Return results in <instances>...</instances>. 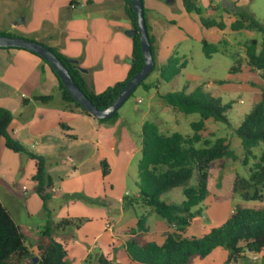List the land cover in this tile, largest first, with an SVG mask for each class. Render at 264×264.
I'll use <instances>...</instances> for the list:
<instances>
[{
  "label": "crops",
  "instance_id": "obj_1",
  "mask_svg": "<svg viewBox=\"0 0 264 264\" xmlns=\"http://www.w3.org/2000/svg\"><path fill=\"white\" fill-rule=\"evenodd\" d=\"M105 1H101L100 7L104 6ZM142 1L158 75L159 67L184 39V34L176 31L178 26L173 18L167 16L164 7H177L178 20L194 28L203 27L199 21L197 25L189 19L190 12L184 9L181 0ZM87 2L93 5L92 0ZM109 3V7H114L125 16L122 0H111ZM68 4L70 9H74L72 6L76 2L68 0ZM228 4L237 6L239 0H229ZM209 7L213 11L215 4L209 3ZM59 10L58 16L49 20L50 27L28 28L25 18L19 16L15 21H0V31L21 37L36 34V41L56 48L69 59L77 60L78 67L85 69V72H81L84 80L95 92L124 80L131 63V52H127L124 46L117 47L110 57L113 67H108L101 75L104 79L97 78L96 69L102 67L100 72L105 70L103 56L99 61L95 55H91L90 45H86L83 52L80 51L79 37L73 35V24H69L70 21L60 22L66 18L67 11ZM131 27L129 22L128 26L121 28L130 40L125 30ZM246 69L250 74L257 73L248 67ZM37 95H51V100H34L33 97ZM0 107L12 114L9 134L27 150L45 157V174L50 184L44 209L36 191V181L32 178L36 170L34 160L25 153L8 149L4 138L0 137V202L19 226L32 256L39 258L41 250L49 244V237L43 234L47 219L52 223L61 219L81 220L77 226H66L50 233L52 239L65 245L67 264H73L77 258L79 262L76 264H99V257L105 258L109 264H140L131 261L125 251L126 241L138 234L131 235L138 214L146 215V231L140 234L144 239L141 243L146 240L161 243L166 232L172 231L164 219L154 217L148 208L144 207L143 212L138 213L141 206L123 202L124 196H134L137 192L132 163L138 157V165L141 157L142 122L139 124L140 135L136 139L132 131L123 125L124 117L120 115L99 122L79 108L65 104L50 68L36 55L18 48L0 47ZM103 166L107 168L105 175L102 173ZM212 167L208 173V196L201 204L204 209L200 206L201 213L194 217L182 236L203 235L229 217L236 205L244 203L237 200L232 206L235 195L228 191L215 195L210 191ZM246 204L257 206L264 204V199ZM33 218L38 219L37 224L31 223ZM106 223H110V229L105 228ZM228 254L227 249L216 247L205 257H193L188 264H226ZM236 264H264V254L254 258L252 253L245 252Z\"/></svg>",
  "mask_w": 264,
  "mask_h": 264
},
{
  "label": "trees",
  "instance_id": "obj_2",
  "mask_svg": "<svg viewBox=\"0 0 264 264\" xmlns=\"http://www.w3.org/2000/svg\"><path fill=\"white\" fill-rule=\"evenodd\" d=\"M122 1L124 3V14L130 25L135 28L136 15L130 6V0ZM181 2L187 12H195L198 15V21L203 28H224L225 24L222 20L216 21L215 19L201 17L200 11L193 0H181ZM221 9L237 16L230 24L232 30H256L262 34L260 43L253 38L244 45L246 66L250 71L258 72L263 83L260 87V99L253 104L251 110L244 115L234 130L236 136L240 139L243 151L242 163L247 164L249 157L253 159L251 166L247 169V177L236 176L231 184L232 191L244 203L236 205L229 217L220 224L211 227L203 235L199 237L181 235L194 217L201 213L199 205L208 195L209 169L223 158L237 160L239 157L230 149V144L225 137H217L211 143L209 139L202 135V131L206 129L205 120L207 119L228 124L225 112L229 109V104H221L219 98L203 93L201 87H196L188 94L183 90L160 94V98L167 105L185 114L197 113L200 119L190 123L193 131L192 135H182L177 131L162 134L155 122L145 121L142 123L141 157L137 165V192L134 196H124L123 202L148 208L149 211L164 219L172 228V231L166 232L161 243L154 240H146L141 243L138 237L146 231V215L138 214L136 226L131 229V235L138 234L137 236H131L125 245L126 254L131 261L140 264H188L193 257H205L214 248L222 247L227 249L229 253L226 264H236L238 258L245 252L252 254L264 252V204L257 206L246 204L247 202H262L264 199V150L259 156L252 153L254 147L259 143H264V23L257 20L251 13L239 11L234 4L231 10L224 6ZM0 34L17 36L6 31H0ZM149 40L153 54V41L150 36ZM131 42V63L126 78L108 86L101 92L92 90L84 80L79 67L70 62L69 58L54 47H47L63 62L76 85L91 102L99 109H103L111 104L128 79L143 64L137 33L131 37ZM24 50L39 57L50 68L58 82L61 99L65 104L73 105L92 116L72 98L45 60L30 50ZM202 51L206 57H210L211 54L218 51V47L204 38L202 39ZM178 63L177 57L170 56L159 67L156 84L170 82L182 67V64L179 66ZM239 69L238 64L233 66L231 71L238 72ZM144 80L140 83L144 88L148 89L156 86L155 83H145ZM33 99L48 102L51 100V95H37ZM116 115L117 111L107 119L97 120L103 122ZM11 118V112L0 107V137L4 138L5 146L8 149L25 153L34 160L36 170L32 178L36 181V191L41 197L45 209L46 192L50 184L45 174V157L27 150L9 134L8 126ZM200 142L202 146L196 147V144ZM102 173L103 175L107 173V168L104 166ZM191 178L194 179L195 184L194 186H187ZM177 186L184 187V200L181 203L174 205L159 201L158 197L161 194ZM80 221L79 219L73 221L61 219L56 223H52L50 219L46 220L43 234L48 236L50 241L41 250L38 258L39 264H67L65 245L52 239L50 233L66 226H77ZM31 257L32 254L25 244L19 226L0 202V264H31ZM98 262L99 264H109L103 257H99Z\"/></svg>",
  "mask_w": 264,
  "mask_h": 264
},
{
  "label": "rangeland",
  "instance_id": "obj_3",
  "mask_svg": "<svg viewBox=\"0 0 264 264\" xmlns=\"http://www.w3.org/2000/svg\"><path fill=\"white\" fill-rule=\"evenodd\" d=\"M74 1L76 4H73L72 7L75 8L70 9L68 0H0V21L2 23L11 22L22 16L26 20V27L36 28L41 26V29H43L50 25L49 20H54L58 16L60 8L66 13L69 7L65 15L66 18L61 19L60 22L63 24L64 21H70L69 24H73V35L79 37L77 41H79L78 47L81 52H83L86 45H90L92 47L91 55H95L94 57L99 61L103 56L105 70L100 72L102 67L96 69L98 70L96 71L97 78H101L108 67H113L110 57L117 47L122 48L124 46L127 52H131V40L121 31V28L128 26L129 22L121 11L109 7L111 0H106L103 7H100L102 0H99V3L98 0H92L91 4L93 5L91 6L87 0ZM228 1L194 0L200 11V16L216 21L222 20L225 24L223 29L217 27L204 29L200 26L194 28L178 20L177 7H164L167 16L175 20L178 26V28H175L176 31L184 34V39L170 53V56L178 58V65L182 64V67L170 82H160L158 84H156L157 74L154 68L144 82L155 83L156 86L148 89L142 85L137 86L117 110V115L124 117L123 125L127 127L126 129L132 131L136 139L140 135L139 124L145 121L155 122L162 134L177 131L182 135H192L193 131L190 123L198 121L200 119L199 114L180 112L167 105L160 98V94L177 90H183L188 94L196 87H201L203 93L219 98L221 104H229L230 107L225 112L228 124L207 119L205 120L206 129L202 131V135L209 139L211 143L217 137H225L230 144V149L239 157L237 160L223 158L217 161L210 170L209 175L210 191L215 195L217 192L223 191L232 193L236 196L231 201V205L234 206L237 200L242 199L232 191L231 184L236 176L247 177V169L253 162L252 157H249L247 164L242 163L243 151L240 139L236 136L234 130L244 115L251 110L253 104L260 99V87L263 84L258 72L250 74L246 69L244 45L253 38L260 43L262 34L256 30H232L230 24L237 16L231 12L225 14L221 9L223 3H228ZM209 3L215 4L213 11L209 10ZM237 9L253 14L257 20L264 23V0H239ZM189 19L199 25L198 15L195 12H190ZM24 38L38 40L36 34ZM204 38L218 47V51L211 54L210 57H206L202 51V39ZM238 64L239 71L232 72L231 68ZM245 80H247L246 83ZM239 84L244 86H238ZM135 106H137V109ZM210 133L213 134L209 135ZM201 146V142L196 144V147ZM263 150L264 143H259L252 149V153L259 156ZM136 160H138V157L132 163L135 181H137ZM194 184V179L191 178L187 186H194ZM183 188V186L171 188L161 194L158 199L177 205L184 200ZM201 204L199 207L203 206ZM143 209L144 207L141 206L138 213H142ZM153 215L158 217L156 214ZM31 223L37 224L38 219L33 218ZM138 239L143 241V235H140ZM78 260L79 258L74 259L73 264L78 263Z\"/></svg>",
  "mask_w": 264,
  "mask_h": 264
},
{
  "label": "water",
  "instance_id": "obj_4",
  "mask_svg": "<svg viewBox=\"0 0 264 264\" xmlns=\"http://www.w3.org/2000/svg\"><path fill=\"white\" fill-rule=\"evenodd\" d=\"M130 6L136 15V27L126 29L125 34L129 37H132L135 33H137L142 52L143 64L141 68L128 79L111 104L103 109H99L97 106H95L83 93V91L76 85L66 66L49 47L32 39L5 34H0V47L24 48L40 56L50 65L57 77L62 82L64 88L83 109L89 112L96 119H107L120 108V106L132 94L135 88L139 86L140 83L149 75L154 67L151 43L144 18L143 1L130 0ZM223 6L229 10L232 9V7L226 2L223 3ZM69 60L74 65H77V60ZM79 70L81 72H85V69L83 68L79 67ZM30 259L31 264H36L38 262L37 256H32Z\"/></svg>",
  "mask_w": 264,
  "mask_h": 264
},
{
  "label": "built area",
  "instance_id": "obj_5",
  "mask_svg": "<svg viewBox=\"0 0 264 264\" xmlns=\"http://www.w3.org/2000/svg\"><path fill=\"white\" fill-rule=\"evenodd\" d=\"M50 190L54 191V188H51ZM105 228H106V229H110V228H111L110 223H106ZM261 253L264 254V252H260V253H257V254H253V257L256 258L257 255H259V254H261Z\"/></svg>",
  "mask_w": 264,
  "mask_h": 264
}]
</instances>
